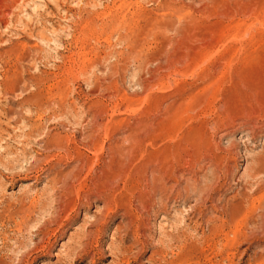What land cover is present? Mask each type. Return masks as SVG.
I'll return each instance as SVG.
<instances>
[{
    "label": "rangeland",
    "instance_id": "374dc122",
    "mask_svg": "<svg viewBox=\"0 0 264 264\" xmlns=\"http://www.w3.org/2000/svg\"><path fill=\"white\" fill-rule=\"evenodd\" d=\"M0 264H264V0H0Z\"/></svg>",
    "mask_w": 264,
    "mask_h": 264
},
{
    "label": "bare ground",
    "instance_id": "6f19581e",
    "mask_svg": "<svg viewBox=\"0 0 264 264\" xmlns=\"http://www.w3.org/2000/svg\"><path fill=\"white\" fill-rule=\"evenodd\" d=\"M232 231V230H231ZM52 256V255H51Z\"/></svg>",
    "mask_w": 264,
    "mask_h": 264
}]
</instances>
